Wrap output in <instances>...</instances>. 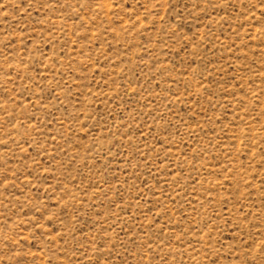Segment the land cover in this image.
I'll list each match as a JSON object with an SVG mask.
<instances>
[{
    "label": "rangeland",
    "instance_id": "1",
    "mask_svg": "<svg viewBox=\"0 0 264 264\" xmlns=\"http://www.w3.org/2000/svg\"><path fill=\"white\" fill-rule=\"evenodd\" d=\"M0 264H264V0H0Z\"/></svg>",
    "mask_w": 264,
    "mask_h": 264
}]
</instances>
